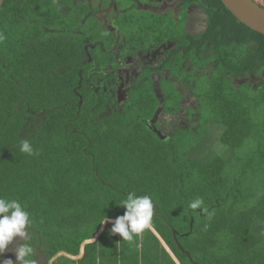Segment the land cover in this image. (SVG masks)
<instances>
[{"label":"trees","instance_id":"trees-1","mask_svg":"<svg viewBox=\"0 0 264 264\" xmlns=\"http://www.w3.org/2000/svg\"><path fill=\"white\" fill-rule=\"evenodd\" d=\"M140 3L152 4L1 0L0 197L32 221L31 239L13 243H30L36 264H176L157 232L180 264H264V37L221 0L194 36ZM169 41L159 64L122 81L127 57ZM173 79L197 104L164 139L150 123L161 106L181 114ZM213 127L223 132L208 159ZM130 191L152 197L153 227L122 242L103 225ZM198 197L207 212L188 208Z\"/></svg>","mask_w":264,"mask_h":264},{"label":"clouds","instance_id":"clouds-1","mask_svg":"<svg viewBox=\"0 0 264 264\" xmlns=\"http://www.w3.org/2000/svg\"><path fill=\"white\" fill-rule=\"evenodd\" d=\"M4 39L5 37L0 34V42ZM19 149L27 155L36 154L28 140H21ZM203 205V199L198 197L188 204V208L207 212ZM120 206L125 209L124 214L116 217L115 220L108 221L112 223L111 234H118L122 242H132L135 237L142 236L146 230L152 229L154 201L150 195H137L134 191H130L121 201ZM104 222L105 218L101 223ZM31 224L29 212L18 200L0 197V255L8 250L9 244L16 241V238L30 240L27 228ZM33 252L30 243H19L14 251L16 264H36V261L31 258ZM0 264H14V262L11 259H5L0 261Z\"/></svg>","mask_w":264,"mask_h":264},{"label":"flooded vegetation","instance_id":"flooded-vegetation-1","mask_svg":"<svg viewBox=\"0 0 264 264\" xmlns=\"http://www.w3.org/2000/svg\"><path fill=\"white\" fill-rule=\"evenodd\" d=\"M211 1L212 0H195V1H191V4L188 7H185V6H183L184 5L183 4L184 0H151L152 4H150V5H142L140 3V6H141L140 8H141V10H145V11H150L151 10V11L155 12L156 14H160V15L172 13L174 18L177 19L178 23L181 24V26H184L185 34L194 36V35H199V34L205 32V30L207 29V26H209V18H210V16L208 14V11H207V8L205 7V5H207V3L211 2ZM165 2H167V3H169V2L170 3L171 2L176 3L177 2V3L175 4V6H165V8L162 9L161 6L163 4H165ZM197 12L198 13L203 12V14L205 15L204 18L206 20L205 24L201 25L202 24L201 23L202 18H198L197 19L198 22L195 21L196 23L194 22V24L192 25L191 21H193L194 19L190 18V14L197 13ZM189 26H195V29L193 31H190ZM172 48H175V42L174 41H169L167 43H161L157 47L153 48L152 50L138 49L135 55L127 57L124 60V65L122 66V70H121V77H122V73H125L124 66H125V64L128 61H132L136 57L138 59L139 58L141 59V57H142L141 54L145 53L147 55L148 62L141 63L138 66L134 65L133 66L134 68L130 71L131 74L130 75H126L125 77H122V81L124 83H128L131 79L135 78L137 76V73H138L137 70H139L138 68L140 66H153V65L159 64L161 59L163 57H165V55ZM248 75L251 76V77H248V78H250L253 81H255L260 76V75L255 76V75L249 74V73H248ZM173 81L176 82L178 91H180L182 93V95H183L182 96V100L180 101V104H179L180 108L182 109V101L184 99V96L186 94H189V95H191V97H193V95H192V93L190 91H188V90L186 91V89L183 88L182 83H180L181 79H176V80L173 79ZM240 81H242V80H240ZM240 81H238V82H240ZM157 87H158V85H157ZM119 90H120V88H119ZM129 92H130V90L128 89L127 90V94ZM120 93L122 95H124V92L120 91ZM159 97L162 100L161 93H159ZM196 104H197V99H196ZM196 104H195V107H196ZM195 107H192V108H195ZM161 108H162V106H161ZM161 108H160V110H162ZM180 113H182V111ZM168 115H170V114H168ZM170 116H172V115H170ZM106 225H104L103 228Z\"/></svg>","mask_w":264,"mask_h":264},{"label":"rangeland","instance_id":"rangeland-1","mask_svg":"<svg viewBox=\"0 0 264 264\" xmlns=\"http://www.w3.org/2000/svg\"><path fill=\"white\" fill-rule=\"evenodd\" d=\"M91 1H92V4L94 2L96 3V0H91ZM98 1H100V0H98ZM176 3L165 2V4H163L161 6V8L164 9L165 6H175ZM0 4H1V0H0ZM204 16L205 15L203 14V12H200V13L197 12V13L190 14V18L194 19L193 21H191L192 25L194 24L195 21L198 22L197 21L198 18H202V20H201L202 24L201 25L205 24L206 20H205ZM102 19H103V16H102ZM189 29H190V31H193L195 29V26H189ZM141 55H142L141 59L140 58L138 59L136 57L134 60L128 61L125 64V66H124L125 73H122V77H125L126 75H130L131 74L130 71L134 68L133 67L134 65L138 66L141 63L148 62L147 55L145 53L141 54ZM262 74L264 75V72ZM121 91H122V89H121ZM123 92H124V95L126 96L127 91L123 90ZM122 99H123V96L119 95V100L122 101ZM195 104H196V98L194 96L191 97V95L186 94L184 96L183 101H182V113L179 116H177V117L176 116H170V115L162 112V110H160L157 113L154 120L150 123L151 127H153V129L158 133V135H160V137L166 139L167 136L170 134V132L173 131L175 128L183 127L184 125L187 124L186 118L188 117V115H187L188 109L195 107ZM222 132H223V128H220V127H213L209 131V134L207 135V137L203 141V145H202L201 150H200V154L202 153L203 157L206 156V158L209 159L213 155H215L216 150H217V147L215 144L219 141V138H220V135L222 134ZM18 240L20 242L22 239L16 238V241H18ZM166 246H167V244H166ZM16 247H17V245H15L14 243L9 244L8 250H6L2 255H0V261L5 260V259H11L14 262V260L16 259L14 257L15 256L14 251H15ZM167 248H168L167 250H171L168 246H167ZM169 253H170V251H169ZM171 255L173 258L174 257L176 258V256L173 254L172 251H171ZM40 260H42V259H40ZM52 260H51V262H52Z\"/></svg>","mask_w":264,"mask_h":264},{"label":"water","instance_id":"water-1","mask_svg":"<svg viewBox=\"0 0 264 264\" xmlns=\"http://www.w3.org/2000/svg\"><path fill=\"white\" fill-rule=\"evenodd\" d=\"M229 12L246 28L264 37V10L256 6L250 0H221ZM111 223L107 221L104 225ZM175 241L180 250L190 257L182 245L179 243L174 231ZM191 259V258H190ZM192 260V259H191Z\"/></svg>","mask_w":264,"mask_h":264},{"label":"crops","instance_id":"crops-1","mask_svg":"<svg viewBox=\"0 0 264 264\" xmlns=\"http://www.w3.org/2000/svg\"><path fill=\"white\" fill-rule=\"evenodd\" d=\"M103 230H104V228H103ZM102 232H103V231H100V233L94 238L93 241L97 240V239L99 238V236L102 234ZM155 233L157 234L159 240L161 241L162 246H164L166 249H168L167 246H166V244H165V242H164V240L160 237V235H159L157 232H155ZM93 241H92V242H93ZM167 251H168V252L170 251V254H171V250H167ZM81 254H82V255L84 254V247H83L82 250H81ZM140 260H141V259H140ZM174 260H175L176 264H180V262L178 261L177 258L174 257ZM141 263H142V261H141Z\"/></svg>","mask_w":264,"mask_h":264},{"label":"built area","instance_id":"built-area-1","mask_svg":"<svg viewBox=\"0 0 264 264\" xmlns=\"http://www.w3.org/2000/svg\"><path fill=\"white\" fill-rule=\"evenodd\" d=\"M252 3H254L256 6L260 7L264 10V0H250Z\"/></svg>","mask_w":264,"mask_h":264}]
</instances>
